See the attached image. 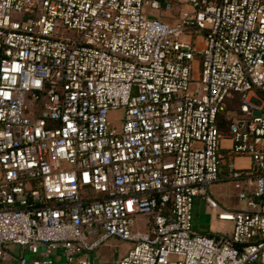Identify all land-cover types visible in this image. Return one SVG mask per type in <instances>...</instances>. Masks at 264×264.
<instances>
[{
	"label": "built area",
	"instance_id": "2783aa9c",
	"mask_svg": "<svg viewBox=\"0 0 264 264\" xmlns=\"http://www.w3.org/2000/svg\"><path fill=\"white\" fill-rule=\"evenodd\" d=\"M235 95L252 164L227 210ZM198 196L230 233L195 230ZM110 238L132 244L116 264H264V0H0V264H100Z\"/></svg>",
	"mask_w": 264,
	"mask_h": 264
},
{
	"label": "crops",
	"instance_id": "0c3cea01",
	"mask_svg": "<svg viewBox=\"0 0 264 264\" xmlns=\"http://www.w3.org/2000/svg\"><path fill=\"white\" fill-rule=\"evenodd\" d=\"M237 102L240 103L239 96L235 95L228 102V110L219 118V127L225 134L222 140V164L219 174V179L211 186V193L219 202L221 208L233 210L244 207L243 201L238 198V189L235 181L230 175V163L233 162L236 167L246 168L252 164V159L247 155L231 156L230 151L234 145V140L230 135V124L232 121L239 119L242 112L231 110L232 106ZM239 106V105H238ZM231 110V111H230ZM228 113V114H227ZM232 113V116H229ZM235 113V114H234ZM241 126L244 124L241 122ZM216 209H213L205 200L204 197L198 196L194 200L193 205V224L194 228L199 233L222 235L230 233L233 229V222L229 220H221L217 216ZM144 221H142L143 225ZM132 244L127 241H122L117 238H110L105 243L92 253V258L100 262V264H116L121 256L125 255L131 249ZM29 260L41 258V255L26 253ZM64 261L62 251L59 250L53 257L52 264H59ZM7 264H21L18 254H14Z\"/></svg>",
	"mask_w": 264,
	"mask_h": 264
},
{
	"label": "rangeland",
	"instance_id": "374dc122",
	"mask_svg": "<svg viewBox=\"0 0 264 264\" xmlns=\"http://www.w3.org/2000/svg\"><path fill=\"white\" fill-rule=\"evenodd\" d=\"M183 6H179L177 7L174 11H167L165 10L163 7H161L160 9H156V10H153L150 8V7H146V11L148 13H150L152 16L154 17H159L160 19L162 20H165V21H174V19L179 15V11H180V8H182ZM186 7V6H185ZM157 15V16H155ZM197 67H198V62L197 64L195 65V70L193 72V77L196 78L198 76V70H197ZM239 104H237V102L234 104V106H232V109H235V110H238V106ZM230 110V111H231ZM122 112L119 111V112H113L111 114V120L114 122L115 126L119 129L121 128V125H122ZM228 114V113H227ZM230 115L229 116H232V113H229ZM235 114V113H234ZM243 205H245V202H243ZM142 221L145 220V218H142L141 219Z\"/></svg>",
	"mask_w": 264,
	"mask_h": 264
}]
</instances>
